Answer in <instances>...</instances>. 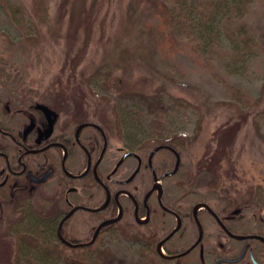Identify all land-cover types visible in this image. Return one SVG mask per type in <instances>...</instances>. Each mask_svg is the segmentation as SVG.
<instances>
[{"label":"rangeland","instance_id":"374dc122","mask_svg":"<svg viewBox=\"0 0 264 264\" xmlns=\"http://www.w3.org/2000/svg\"><path fill=\"white\" fill-rule=\"evenodd\" d=\"M8 1L26 8L30 4V0ZM197 1L184 3L192 6ZM47 2L51 16L56 18L60 0ZM214 2L218 14L214 12L207 27H213V33L221 32L219 36L223 38L230 35L234 26L224 22L229 12L225 0ZM85 3L72 1L76 18ZM159 4L154 0H100L92 45L73 75L72 61L66 65L65 61L69 50L76 52L75 23L69 29L65 17L63 28L56 26L49 31L41 27L35 33L28 21L17 22L0 3V120L23 132L24 116L43 105L50 110L57 129L73 127L77 119L85 116L103 124L112 134L115 146L126 143L124 138L171 139L183 162L179 180L167 185L173 191L172 201L205 202L226 219L227 225L264 236V0H252L239 16L243 15L254 35L256 56L231 75L220 63L207 62L194 51L161 58L149 34V24L159 21ZM105 14L106 33L101 40L99 22ZM232 86L257 104L238 102ZM51 101L59 105L54 106ZM243 120L237 131L230 129L234 130L229 134L234 137L232 145L227 143L222 151L218 149L220 164L210 163L209 158L217 149L216 132ZM175 162L171 164L167 158L163 166L170 171ZM180 185L185 193L177 196ZM196 211L201 214L206 208L199 205ZM46 214L43 211L42 215ZM27 215L24 209L18 212L14 205L1 211L0 205V264L175 262L143 257L139 245L120 240L98 241L78 261L70 249L63 250L48 236H33L29 226L38 220ZM22 216L26 217L24 221L20 220ZM207 224L210 241L204 264H213L219 256L236 257L241 247L233 240L229 242V237L213 222ZM195 232L197 238L199 231ZM262 252L259 261L264 264ZM189 264H202L199 255ZM237 264L252 263L245 260Z\"/></svg>","mask_w":264,"mask_h":264},{"label":"flooded vegetation","instance_id":"af4514ba","mask_svg":"<svg viewBox=\"0 0 264 264\" xmlns=\"http://www.w3.org/2000/svg\"><path fill=\"white\" fill-rule=\"evenodd\" d=\"M24 117L23 132L0 120V205L1 211L14 205L18 212L24 209L26 217L38 220L29 226L36 238L46 235L78 249L81 255L98 241H130L143 248V257L174 264H189L197 254L205 263L209 221L231 242L230 226L212 208L214 213L206 211L214 220H202L194 207V218L185 221L182 204L164 202L167 178L183 165L171 139L124 138L126 143L115 146L108 129L90 119L60 130L54 119L50 127L40 107ZM165 153H172L168 154L171 164L176 160L170 171L163 166ZM43 211L47 214L42 215ZM255 239L264 242L258 238L240 240L236 257L245 250L241 261L254 264L252 251L261 264L263 252L254 251ZM190 241L193 243L185 249L180 248Z\"/></svg>","mask_w":264,"mask_h":264},{"label":"trees","instance_id":"16d2710c","mask_svg":"<svg viewBox=\"0 0 264 264\" xmlns=\"http://www.w3.org/2000/svg\"><path fill=\"white\" fill-rule=\"evenodd\" d=\"M72 1L75 2V0H60L59 6L57 8L58 15L56 18L51 16L47 0H30L29 7L27 8L11 3L8 0H0V3L9 16L17 20V22L19 21L20 23H23L24 21H28L29 24L36 29L35 33L39 32L41 27H45L49 31H52V29L56 28V26L63 28V18L65 17H68L67 27L69 29L76 24V36H78L76 38L78 39V42L73 44L76 46V52L72 53L73 50H69L65 61V65L68 62L71 64L72 61L70 74L76 75L78 66L84 60L88 53L89 47L93 42L94 23L96 21V14L99 11L100 0H85L86 3L84 5V9L78 18H76L75 12L72 10ZM154 1L160 2V4L157 5V8L159 9L158 14L160 15H158V22L149 24V34L152 36L155 49L160 54L161 58L171 59L183 55L187 50L194 51L197 57L201 56L207 62L215 61L220 63L228 75L233 74L237 67L248 65L254 60L256 56V43L254 35L246 21L242 19L243 15L239 17L241 13L245 12L246 7L249 8L252 0H225L224 4H226L229 12L227 13L224 22L225 24L229 22L231 26H234V29L230 35L227 34L223 38L219 36L221 32L218 34L213 33V27H207L214 18V12L218 14L219 9L218 6L215 5L214 0H198L197 3L192 6L184 3V0ZM106 16L108 15L105 14L99 22V38L101 40L106 33ZM54 31L55 30H53V32ZM66 33L68 34V32ZM176 42L183 43L178 45ZM120 58L121 57L119 56L116 61H119ZM70 88L68 89L71 90ZM231 89L238 102L245 104L248 103L249 106H254L257 104L255 99H253L254 101L246 99V94L238 88L232 86ZM51 102L52 104L54 103V101ZM58 105L59 104H56V102L54 103V106ZM0 108H2V106ZM3 109L7 110L5 107H3ZM246 119L247 118L244 120L246 121ZM244 120L239 122L237 121L232 126H228L216 132L217 149L209 158L210 163H215L216 166L217 164H220L221 161L218 157L219 151H222L223 148H226L227 146L225 144L227 143H229L230 146L232 145L231 139L233 142L234 137H229V134L234 132V130L237 131V127L244 124ZM87 121L89 120L84 116V118L77 119L76 124ZM229 138L230 140L227 142ZM166 158L169 157L166 156ZM170 160L171 157L169 158V162ZM182 170L183 169L181 168L178 173L173 174L170 178H167V184H170L172 181H178ZM172 192L173 191L168 190L167 195L164 198V202L168 205H172L173 203L182 204L181 207L186 211V214L184 215L185 221H190L193 219V209L198 204V202L182 203L180 201H172V196H170V193ZM177 193V196L184 195L185 191L182 190L181 185ZM199 217L202 220H214L213 216L210 215L208 211H203L201 214H199ZM205 228L207 229V225H205ZM229 229L233 234H248V232L240 231L239 229L231 226ZM232 240L240 245V240L234 238H232ZM53 242L60 246L63 250L70 249L74 259L78 261L82 260L81 252L78 249H71L64 242L52 240V243ZM252 242L253 244L256 243L254 244L255 252L264 251V242L256 239ZM260 247H262V249H260Z\"/></svg>","mask_w":264,"mask_h":264},{"label":"water","instance_id":"95a60500","mask_svg":"<svg viewBox=\"0 0 264 264\" xmlns=\"http://www.w3.org/2000/svg\"><path fill=\"white\" fill-rule=\"evenodd\" d=\"M39 107L42 108L45 111V113L47 114V116L49 118V122H50V127H52L53 126V117L51 115L50 110L47 107L43 106V105H39ZM203 206L206 207V208H208L211 212H213L211 210V208H209L207 205L203 204ZM196 209H197V207L195 208V210ZM195 213H196V211H195ZM227 232H228V235L229 236H231L232 238L238 239V240L247 239V238L248 239L249 238H258V239H261V240L264 241V237H261V236H255V235H248V236L247 235H236V234H233L232 232H230L229 230ZM201 238H202V233H201V237H200L199 241L201 240ZM244 255H245V250H244V252L240 256H238L236 258H221V259L217 260V262L215 264H222V263L236 264V263L240 262L244 258ZM250 257H251V259H252V261H253L254 264H259L255 260L252 251H251Z\"/></svg>","mask_w":264,"mask_h":264}]
</instances>
